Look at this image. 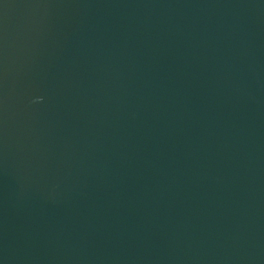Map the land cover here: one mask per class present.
<instances>
[{"label":"water","instance_id":"obj_1","mask_svg":"<svg viewBox=\"0 0 264 264\" xmlns=\"http://www.w3.org/2000/svg\"><path fill=\"white\" fill-rule=\"evenodd\" d=\"M0 264H264V0H0Z\"/></svg>","mask_w":264,"mask_h":264}]
</instances>
